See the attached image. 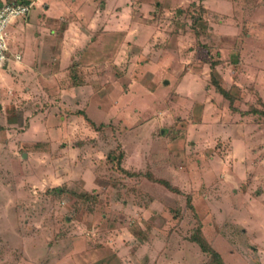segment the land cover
Returning <instances> with one entry per match:
<instances>
[{"label": "rangeland", "instance_id": "rangeland-1", "mask_svg": "<svg viewBox=\"0 0 264 264\" xmlns=\"http://www.w3.org/2000/svg\"><path fill=\"white\" fill-rule=\"evenodd\" d=\"M73 13L0 70V264H264V0Z\"/></svg>", "mask_w": 264, "mask_h": 264}, {"label": "crops", "instance_id": "crops-1", "mask_svg": "<svg viewBox=\"0 0 264 264\" xmlns=\"http://www.w3.org/2000/svg\"><path fill=\"white\" fill-rule=\"evenodd\" d=\"M0 1H4V0H0ZM27 1H32L33 5H37L40 7L43 5L42 10H44V12H42L41 16H38V18H39L38 23L37 22H33V23L29 22L30 21V15H28L24 19L17 20L14 24L11 25L13 27L12 28L13 31H11V29H10V36L12 35L13 37H18V34L21 33L23 35L22 37L25 36L24 39L26 42V35L28 37L29 24L32 26H33V24L37 25L36 30H35L36 32L34 33L35 35L34 34L32 35V33H30V35H31V38L36 37L39 39V38L43 37L45 39L44 44L39 45V49H37L36 53H35L37 58H38V61H40L41 63H45V62H48V60H47L48 58L43 56V54H47V52L53 51V48L51 45L54 44V41H51V40H53L54 38L59 39V37L64 39L67 35H72V34H68V30H69L70 24H71L70 19H68V16L72 17V15L74 14L73 12L75 11V6H76L77 0H68V1L67 0H59L57 2H55L56 0H27ZM39 32L41 33V35H39ZM70 45H72V44H70ZM15 50L21 51L20 49H15ZM60 51L61 52H59L60 53L59 55H61V54L66 55L67 53H69V49L67 47H65L64 45L62 46ZM21 52H23V51H21ZM53 56H54V54H53ZM54 57H55L54 58L55 60H57L59 58V56L58 57L54 56ZM23 58L24 57H23V53H22V60L20 62H12L6 68L7 69H9V67L12 68L13 64H15V65L22 64L23 65V63H24ZM52 59H53V57L50 60H52ZM29 60H26L25 63L27 64ZM61 60H63V57ZM61 67L62 66H60V70H61ZM63 68H65V67H63ZM0 70H3V69H0ZM3 71H0V75H2L4 73ZM11 85H12V82L10 80L6 81L5 77L0 79V101L9 97L6 94V92H7L6 88H8V86L10 87ZM11 124H13V123H11Z\"/></svg>", "mask_w": 264, "mask_h": 264}, {"label": "built area", "instance_id": "built-area-1", "mask_svg": "<svg viewBox=\"0 0 264 264\" xmlns=\"http://www.w3.org/2000/svg\"><path fill=\"white\" fill-rule=\"evenodd\" d=\"M32 6L33 2L27 0L0 1V69L22 60V52L12 49L10 26L26 18Z\"/></svg>", "mask_w": 264, "mask_h": 264}, {"label": "trees", "instance_id": "trees-1", "mask_svg": "<svg viewBox=\"0 0 264 264\" xmlns=\"http://www.w3.org/2000/svg\"><path fill=\"white\" fill-rule=\"evenodd\" d=\"M199 231V229H198ZM201 235H194V240L197 241V243H199L201 245V247L205 250L211 253V256H213V259L218 262V264H224L221 255L218 251H216L215 249L211 248L210 246H208L207 241L203 240V237H199Z\"/></svg>", "mask_w": 264, "mask_h": 264}]
</instances>
